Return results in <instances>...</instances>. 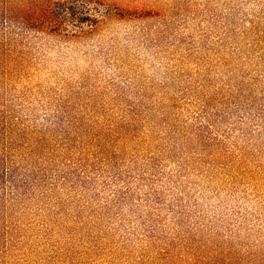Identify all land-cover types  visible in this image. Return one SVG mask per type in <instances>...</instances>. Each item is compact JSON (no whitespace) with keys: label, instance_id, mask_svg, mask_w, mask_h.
I'll return each instance as SVG.
<instances>
[{"label":"rangeland","instance_id":"374dc122","mask_svg":"<svg viewBox=\"0 0 264 264\" xmlns=\"http://www.w3.org/2000/svg\"><path fill=\"white\" fill-rule=\"evenodd\" d=\"M4 132L0 264H264V0H0Z\"/></svg>","mask_w":264,"mask_h":264},{"label":"trees","instance_id":"16d2710c","mask_svg":"<svg viewBox=\"0 0 264 264\" xmlns=\"http://www.w3.org/2000/svg\"><path fill=\"white\" fill-rule=\"evenodd\" d=\"M12 14L13 12L10 11L8 15ZM11 21H14V18L11 17ZM2 139L5 146H3L2 152H0V190H4V187L10 186L13 195L18 196L23 190V185L20 182L22 173H24L27 179L28 173L34 175V171L30 166L29 155L20 152L21 147L14 145L16 139L10 134L7 136L5 132L2 133ZM33 150L36 149L33 148ZM4 198L3 195L0 204L4 202Z\"/></svg>","mask_w":264,"mask_h":264}]
</instances>
